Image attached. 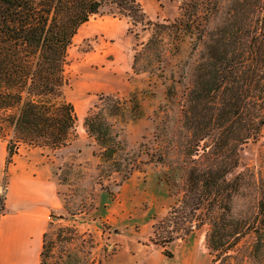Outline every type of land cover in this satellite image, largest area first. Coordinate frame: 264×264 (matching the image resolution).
I'll return each mask as SVG.
<instances>
[{
  "label": "trees",
  "instance_id": "16d2710c",
  "mask_svg": "<svg viewBox=\"0 0 264 264\" xmlns=\"http://www.w3.org/2000/svg\"><path fill=\"white\" fill-rule=\"evenodd\" d=\"M208 1L214 5L205 9L206 16L214 11L221 17L212 30L198 20L201 0L183 3L179 18L163 23L150 20L138 0H0V140L8 143V164L22 146L57 152L71 144L77 115L63 92L67 52L79 29L103 9L116 10L143 30L164 29L161 40L166 34L178 41L194 38L197 60L183 124L197 150L189 154L192 166L183 199L167 219L173 229L152 242L171 257L165 249L181 230L189 236L208 225L206 243L216 254L212 264H264V178L259 177L250 195L254 204L248 217L231 214L233 196L246 186V175L228 179L239 167L241 148L256 142L264 130V0H224L222 6ZM154 38L153 33L150 42ZM138 56L133 65L137 75ZM100 102L84 118L97 146L93 155L99 176L118 174L128 180L141 163L130 157L116 125L143 118L141 99L133 93L124 99L103 96ZM149 158L151 163L164 161ZM247 236L253 238L247 253L231 254Z\"/></svg>",
  "mask_w": 264,
  "mask_h": 264
},
{
  "label": "rangeland",
  "instance_id": "374dc122",
  "mask_svg": "<svg viewBox=\"0 0 264 264\" xmlns=\"http://www.w3.org/2000/svg\"><path fill=\"white\" fill-rule=\"evenodd\" d=\"M138 1L150 20L163 23L179 18L181 5L191 0ZM218 1L222 6L224 0ZM201 2L204 5L198 12V20L207 30H212L221 17L212 11L208 18L205 9H212L214 2ZM163 31L158 27L146 30L140 25L134 27L128 19L118 16L116 10L106 8L74 37L67 52V84L63 89L77 115L71 144L57 152L20 148L44 151L54 162L60 183L63 208L52 215L40 264H105L119 250L140 249H149L151 257L161 256L166 261L175 258V264H212L216 254L206 243L208 225L189 236L181 230L178 239L165 249L171 257L165 256L164 249L152 242L173 229L167 219L183 199L187 173L192 166L189 154L197 150L183 124L197 60L193 56L196 42L190 37L178 41L173 34H166L161 40L158 36ZM153 33L155 38L150 42ZM148 43L152 45L144 48ZM137 52L138 75L133 70ZM133 93L141 99L143 118L127 125L117 124L116 131L121 134L130 157L141 163V169L128 180L118 174L101 179L99 160L93 155L97 146L84 128V118L95 105L101 106V97L124 99ZM150 156L163 157L164 161L151 163ZM196 159L193 156L192 160ZM249 171L257 177L251 178ZM240 174L246 175L243 181L246 186L238 196L248 208L241 216L248 217L254 204L250 195H254L252 191L259 177L264 178V130L256 142L241 148L239 167L228 179ZM182 227L187 229V225ZM252 242L251 236L245 237L231 254L247 253Z\"/></svg>",
  "mask_w": 264,
  "mask_h": 264
},
{
  "label": "crops",
  "instance_id": "0c3cea01",
  "mask_svg": "<svg viewBox=\"0 0 264 264\" xmlns=\"http://www.w3.org/2000/svg\"><path fill=\"white\" fill-rule=\"evenodd\" d=\"M0 140V264H40L52 215L62 211L55 164L44 151L21 149L8 164ZM151 250L117 251L105 264H175Z\"/></svg>",
  "mask_w": 264,
  "mask_h": 264
},
{
  "label": "clouds",
  "instance_id": "9594fccd",
  "mask_svg": "<svg viewBox=\"0 0 264 264\" xmlns=\"http://www.w3.org/2000/svg\"><path fill=\"white\" fill-rule=\"evenodd\" d=\"M231 208V214L236 217H240L248 210L245 200L241 199L238 195L233 197Z\"/></svg>",
  "mask_w": 264,
  "mask_h": 264
}]
</instances>
